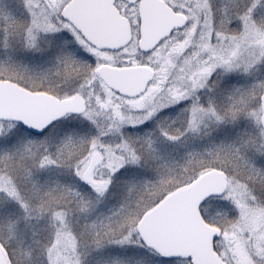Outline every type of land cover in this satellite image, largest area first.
I'll return each instance as SVG.
<instances>
[{
  "label": "snow or ice",
  "instance_id": "6c2138e0",
  "mask_svg": "<svg viewBox=\"0 0 264 264\" xmlns=\"http://www.w3.org/2000/svg\"><path fill=\"white\" fill-rule=\"evenodd\" d=\"M0 264H264V0H0Z\"/></svg>",
  "mask_w": 264,
  "mask_h": 264
}]
</instances>
